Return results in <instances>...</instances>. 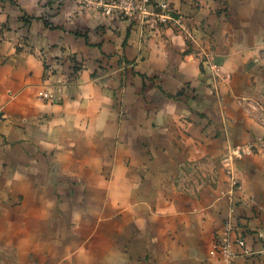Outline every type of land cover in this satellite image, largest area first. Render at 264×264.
<instances>
[{
  "label": "crops",
  "instance_id": "1",
  "mask_svg": "<svg viewBox=\"0 0 264 264\" xmlns=\"http://www.w3.org/2000/svg\"><path fill=\"white\" fill-rule=\"evenodd\" d=\"M154 2L0 0V264H264V0Z\"/></svg>",
  "mask_w": 264,
  "mask_h": 264
},
{
  "label": "built area",
  "instance_id": "2",
  "mask_svg": "<svg viewBox=\"0 0 264 264\" xmlns=\"http://www.w3.org/2000/svg\"><path fill=\"white\" fill-rule=\"evenodd\" d=\"M82 7L91 8L96 6L104 15H112L115 10L119 11L123 16L132 17L152 15V12L157 8L163 12L156 15L162 22H169L176 28L184 29L182 16H174L167 11V4L162 2L155 4L154 0H77ZM263 141H259V145H263ZM252 151V144H246L244 147H237L234 150L236 157L240 158L244 154ZM242 245L243 241H239Z\"/></svg>",
  "mask_w": 264,
  "mask_h": 264
},
{
  "label": "rangeland",
  "instance_id": "3",
  "mask_svg": "<svg viewBox=\"0 0 264 264\" xmlns=\"http://www.w3.org/2000/svg\"><path fill=\"white\" fill-rule=\"evenodd\" d=\"M92 1H95V0H92ZM86 10H92V11H97V12L101 13L99 7L91 6V8H86V7H82L81 4H79V3L77 2L76 7H75V10H73L71 16H75V15H77L80 11L82 12V11H86ZM154 11H155V10H154ZM103 15H104V14H103ZM106 16H110V15H106ZM132 17H133V16H132ZM183 25H184V22H183Z\"/></svg>",
  "mask_w": 264,
  "mask_h": 264
}]
</instances>
